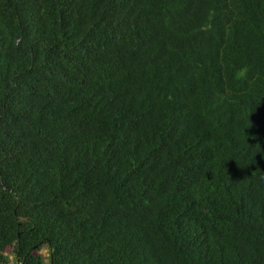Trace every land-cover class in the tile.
<instances>
[{
	"label": "trees",
	"instance_id": "obj_1",
	"mask_svg": "<svg viewBox=\"0 0 264 264\" xmlns=\"http://www.w3.org/2000/svg\"><path fill=\"white\" fill-rule=\"evenodd\" d=\"M0 264H264V0H0Z\"/></svg>",
	"mask_w": 264,
	"mask_h": 264
},
{
	"label": "rangeland",
	"instance_id": "obj_2",
	"mask_svg": "<svg viewBox=\"0 0 264 264\" xmlns=\"http://www.w3.org/2000/svg\"><path fill=\"white\" fill-rule=\"evenodd\" d=\"M43 253L47 256V254H48L47 249H44Z\"/></svg>",
	"mask_w": 264,
	"mask_h": 264
}]
</instances>
